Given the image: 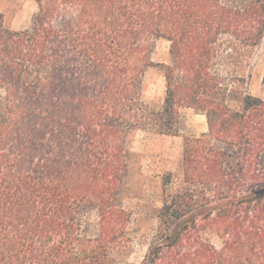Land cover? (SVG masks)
<instances>
[{"label":"trees","instance_id":"1","mask_svg":"<svg viewBox=\"0 0 264 264\" xmlns=\"http://www.w3.org/2000/svg\"><path fill=\"white\" fill-rule=\"evenodd\" d=\"M36 1L26 30L0 14V264H120L134 138L174 135L183 109L209 136L186 140L140 264H264V99L216 71L220 36L264 39V0ZM161 40L157 111L142 91Z\"/></svg>","mask_w":264,"mask_h":264},{"label":"rangeland","instance_id":"2","mask_svg":"<svg viewBox=\"0 0 264 264\" xmlns=\"http://www.w3.org/2000/svg\"><path fill=\"white\" fill-rule=\"evenodd\" d=\"M39 9L36 0H0V14L6 27L14 31L31 27ZM219 39L220 58L216 71L225 84L240 94L244 91L264 99V39L253 47L244 45L231 34ZM169 53L170 43L159 41L153 54L155 66L144 76L142 99L157 111L163 109L167 95L165 66L170 62ZM4 95L0 89V100ZM175 130L174 135L140 131L134 138L136 156L124 194V206L132 219L127 230V248L117 254L120 264H140L144 260L159 225L157 209L163 206L167 195L183 187L186 140L209 136L207 117L194 109H183ZM214 144L219 146L217 142ZM213 242L221 246L216 237Z\"/></svg>","mask_w":264,"mask_h":264}]
</instances>
